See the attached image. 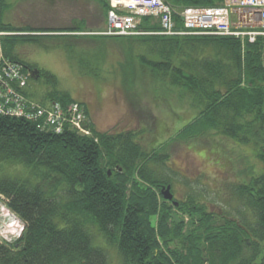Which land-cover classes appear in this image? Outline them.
Returning a JSON list of instances; mask_svg holds the SVG:
<instances>
[{
	"label": "trees",
	"instance_id": "16d2710c",
	"mask_svg": "<svg viewBox=\"0 0 264 264\" xmlns=\"http://www.w3.org/2000/svg\"><path fill=\"white\" fill-rule=\"evenodd\" d=\"M165 1L176 8L222 2ZM7 2L0 0V30L32 31L3 23ZM104 10L107 14V3ZM144 22L147 29L148 20ZM40 37L3 38L6 57L34 69L16 49L19 43ZM153 42L160 50L149 48L167 60L150 68L144 65L150 79L169 80L179 97L188 95L195 108H203L202 135L208 128H219L226 138L244 134L242 112L257 114L264 127V38L247 42L244 54L241 41L234 37L153 36L147 44ZM190 49H211L212 55L194 57ZM41 75L51 88L50 100L73 101L58 90L56 76L45 71ZM243 75L246 87L241 85ZM92 130L93 137L71 130L54 134L33 122L0 115V162L18 163L38 176L36 181L0 177V196L25 223L19 241L0 244V264H108L107 252L94 245L90 229H97L118 251L122 264H264V173L250 183L230 187L248 217L210 213L194 197L180 202L179 210L191 218L200 215L193 231L183 235V222L171 220L170 209L159 202L161 189L172 186L171 177L165 175L167 158L158 150L146 152L134 141L137 134ZM260 157L264 164V152Z\"/></svg>",
	"mask_w": 264,
	"mask_h": 264
},
{
	"label": "rangeland",
	"instance_id": "374dc122",
	"mask_svg": "<svg viewBox=\"0 0 264 264\" xmlns=\"http://www.w3.org/2000/svg\"><path fill=\"white\" fill-rule=\"evenodd\" d=\"M104 4L105 0H8L3 23L32 31L4 30L8 35L1 38L43 36L37 41L19 43L16 49L19 58L56 76L58 90L69 94L76 103L90 102V112L86 111L94 127L89 126L91 134L92 129L97 134L134 133L137 134L134 141L146 152L158 150L166 157L165 168L169 170L165 175L171 177L176 202L184 203L194 197L198 206L202 203L210 213L248 217L230 187L250 183L264 173L260 157L264 152L261 118L257 114L241 113L243 137L239 134L226 138L219 128L205 129L207 133L202 135L199 116L203 108H195L188 95L178 97L169 80L159 83L150 79L144 65L149 67L158 60V63L167 60L157 52L158 44H147L152 35L106 37L95 34L105 29ZM149 26L158 27L156 22ZM89 32L94 33L89 35ZM151 46L157 50L150 49ZM190 50L194 51V57L212 55L211 49ZM45 82L43 75L36 81L29 78L28 102L38 105L51 99L47 95L51 88ZM158 83L163 85L158 87ZM86 122L90 124L88 119ZM28 170L18 163L0 162V177H30L36 181L37 174ZM0 199V244H15L25 229L22 231L19 224L21 238L16 235V240L11 235L15 215L4 203L8 200ZM164 201L163 197L159 199L160 205L165 204L170 209L171 220L183 222V235L193 231L200 215L191 218L190 213L185 214L172 202ZM90 232L94 245L107 252L108 264H122L118 251L106 243L98 230L90 229Z\"/></svg>",
	"mask_w": 264,
	"mask_h": 264
},
{
	"label": "built area",
	"instance_id": "2783aa9c",
	"mask_svg": "<svg viewBox=\"0 0 264 264\" xmlns=\"http://www.w3.org/2000/svg\"><path fill=\"white\" fill-rule=\"evenodd\" d=\"M110 5L108 36H139L144 18L159 19L167 36H229L253 44L264 38V0H225L221 7H187L180 12L164 0H107ZM179 16L183 30L177 29ZM2 35V33H0ZM264 66V48H263ZM22 68L4 58L0 44V114L42 122L43 128L61 133L65 126H74L83 133V111L77 104L63 108L60 104L40 107L29 103L21 88L26 86Z\"/></svg>",
	"mask_w": 264,
	"mask_h": 264
},
{
	"label": "water",
	"instance_id": "95a60500",
	"mask_svg": "<svg viewBox=\"0 0 264 264\" xmlns=\"http://www.w3.org/2000/svg\"><path fill=\"white\" fill-rule=\"evenodd\" d=\"M34 78L37 79L40 75V72L38 70H35L33 72ZM162 196L166 201H173L174 200V195L171 191V186L163 187L162 188ZM178 206V203H175Z\"/></svg>",
	"mask_w": 264,
	"mask_h": 264
},
{
	"label": "flooded vegetation",
	"instance_id": "af4514ba",
	"mask_svg": "<svg viewBox=\"0 0 264 264\" xmlns=\"http://www.w3.org/2000/svg\"><path fill=\"white\" fill-rule=\"evenodd\" d=\"M84 104H85L86 109L90 112V109H89V104H90V102L87 103V102L84 101ZM92 117H93V116H92Z\"/></svg>",
	"mask_w": 264,
	"mask_h": 264
}]
</instances>
